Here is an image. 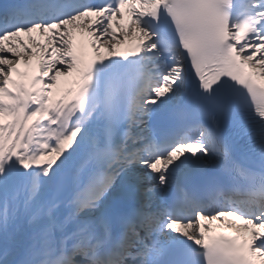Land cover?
<instances>
[{"label":"snow or ice","instance_id":"obj_1","mask_svg":"<svg viewBox=\"0 0 264 264\" xmlns=\"http://www.w3.org/2000/svg\"><path fill=\"white\" fill-rule=\"evenodd\" d=\"M0 264H264V0L0 3Z\"/></svg>","mask_w":264,"mask_h":264}]
</instances>
